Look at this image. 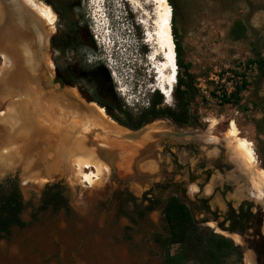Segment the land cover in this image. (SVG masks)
<instances>
[{
	"label": "rangeland",
	"instance_id": "374dc122",
	"mask_svg": "<svg viewBox=\"0 0 264 264\" xmlns=\"http://www.w3.org/2000/svg\"><path fill=\"white\" fill-rule=\"evenodd\" d=\"M38 1L48 6L55 15L52 31L21 1L20 4L31 14L29 20L32 26L46 34L44 60L53 84L89 106L74 88L61 81L57 75L56 67L62 66L63 61L54 52V38L58 31H62L58 16L61 13L66 28L76 24L87 40V36H90L93 41V49L88 42L81 48L85 64L101 65L109 74L115 104L122 108L120 111H109L113 118L108 111L102 109L105 116L119 125L117 121L126 122L127 113L135 116L140 110L147 108L155 90L152 86L155 85L156 78L152 70L155 65L149 66L147 61L151 50L145 42L143 22L148 21L151 26L152 21L147 20L136 6L142 4L144 11L153 18L157 8L155 2ZM171 2V25H174L180 45V59L182 65L190 66L188 74L192 76L190 81L181 71V77L194 88L188 111L189 122L185 126H177L168 118H157L143 127L150 133L172 130L214 137V141L224 146L231 158H234L232 141L226 137L228 126L233 122L239 138L252 144L259 170H264V0ZM2 14L0 4V25ZM236 21H241L247 30L243 40L235 41L230 36V30ZM2 58L0 56V83L5 81L11 70L10 66L3 67ZM249 61H262L263 69L249 65ZM242 81H245V88L235 102L231 95L241 86ZM0 88L3 87L0 85ZM162 98L163 106L175 107L173 96L169 101L163 96ZM8 103V100H0V113H5ZM88 108L94 111V108ZM32 123L34 124L29 122L30 128L26 135H44L38 130L37 122ZM3 133L1 130L0 134ZM173 144L175 143L171 145ZM160 145L156 148V156L148 157L143 162L144 166L150 164L149 167L145 169L142 165L140 169L155 175L156 181L161 179L160 183H163L165 173L156 171L155 162L162 153ZM70 158V172L60 185L64 189L67 206L60 210L52 207L42 210L43 182L32 178V172L16 169L13 177L19 181L23 200L20 219L25 226L13 227L7 234L1 235L0 264H11L13 259H17L18 264H160L163 251L155 243V238H163L167 233L161 210L174 188L157 187L153 196L160 204L149 213L145 210L144 200H140L139 196L148 190L145 183L137 178L129 180L118 166L114 174L109 171L104 173L101 180L90 187L80 177L74 179ZM165 162L169 165L168 154ZM7 169L1 168L0 181L11 176L5 174ZM175 175L176 180H180V173ZM179 194L181 196L182 192L179 191ZM175 252L176 247H172L171 253ZM246 255L245 253L242 257V264H246ZM14 262L15 260L12 264Z\"/></svg>",
	"mask_w": 264,
	"mask_h": 264
},
{
	"label": "bare ground",
	"instance_id": "6f19581e",
	"mask_svg": "<svg viewBox=\"0 0 264 264\" xmlns=\"http://www.w3.org/2000/svg\"><path fill=\"white\" fill-rule=\"evenodd\" d=\"M20 1L39 17L50 31L53 30L56 19L48 6L38 0ZM149 1L155 2L157 6L153 18L150 17L151 14L144 11L142 4H137L136 7L143 12V16L147 20L151 19L152 21V23L150 22L152 27L148 25V21L143 22L146 32L145 42L150 46L151 50L149 54L150 58L147 61L149 62V66L155 65L152 70L154 71L156 79L154 80L155 85H153L152 88L161 93L165 100L169 101L173 95L178 72V68H175L177 66L176 63L175 67L173 65V57L175 56L176 60V53L171 30L172 9L167 0ZM98 12L99 11H96V13ZM2 59V64H4L3 67L7 68L9 66V60L5 56ZM48 67L50 68L51 66L49 65ZM12 69L5 78V91H0V100L9 101L5 113H0L1 116L3 115V117L0 118V131L3 130L4 132L0 134V170L1 168L5 170L7 168L11 169L15 165V167L21 168L25 172L35 170L38 160L40 161L41 157L45 155L43 152V145L45 142L52 145L50 147L51 149H56L57 144H61V146L67 148L68 157L66 158V166L68 167L69 174L70 169L68 160L69 157H71L70 167L73 170V177L75 180L80 177L82 182L89 186L100 181L101 176L104 173H108L109 170L106 165L94 157V150L87 148L90 134H92L93 131L99 132L98 135H93V140L98 142L100 146H105L106 144L113 143V138H118L126 132L110 121L105 116L102 109L96 108L93 105H89L88 107L94 108V111H90L89 113L87 110L83 113L86 117L87 125L85 122H82L80 118L71 120V124L69 125L70 121L67 120V113L69 112L60 106L61 100L65 98H63V94L57 91L48 93V101L43 99L44 94L42 93H40V95L30 94L27 97H17V94H13L9 89V86L12 88L13 84L18 80L14 79L15 73L12 72ZM31 120L32 122H37V127L39 126L38 130L44 135H41V137L32 134L26 135V131L30 128L29 122L32 123ZM228 127L229 129L226 132V137L232 141V153L234 154V158L246 171L247 175H249V187L251 191L261 195L264 192V170H259L258 168L253 146L246 139L242 137L239 138V132L233 122ZM78 128L84 129L86 134L79 137L77 140H69L70 134ZM150 139L151 136L146 135L136 146L117 147L119 150V167L126 173V176L133 175L132 157L137 155L138 149L146 148V146L151 144V142H149ZM54 155L55 158L59 156V154H52L51 151V153H48L44 157L46 160L52 161ZM62 160L61 156V161ZM49 165V169H52L54 166H51V164ZM149 165L150 164L141 166L147 169L146 167H149ZM85 171H89V173ZM41 172L42 170L35 171L31 177L37 178ZM135 173L137 175L133 177H142V175L138 174L140 173L138 170ZM231 239L235 244H240L238 237L231 236ZM14 260V263L18 264V262L16 263L17 259H13V261ZM245 260L246 264H251L248 255L245 256ZM21 264L28 263L22 262Z\"/></svg>",
	"mask_w": 264,
	"mask_h": 264
},
{
	"label": "flooded vegetation",
	"instance_id": "af4514ba",
	"mask_svg": "<svg viewBox=\"0 0 264 264\" xmlns=\"http://www.w3.org/2000/svg\"><path fill=\"white\" fill-rule=\"evenodd\" d=\"M58 16L62 31H58L54 38V52L63 61L61 67H56L59 79L74 88L87 105H96L108 113L119 111L111 95L108 75L94 73L93 67L97 64H85V57L81 54V48L87 44L85 34L76 24H72L71 29L66 28L61 13ZM193 134L184 144L172 146L170 140H165L160 145L162 153L155 162L156 171L165 173L163 183H160L161 179L156 181L155 175L140 169L142 177L137 179L148 187L139 194L140 200L146 204L145 210L151 213L160 204L153 196L157 187L174 188L167 200L176 197L188 209L198 227L230 240L241 257L245 253L248 255L251 264H264V192L259 195L251 191L249 175L224 146L214 141L216 138ZM167 154L169 165L165 162ZM175 173H180V180H176ZM167 200L161 210L163 220ZM231 236L238 237L240 244H235Z\"/></svg>",
	"mask_w": 264,
	"mask_h": 264
},
{
	"label": "trees",
	"instance_id": "16d2710c",
	"mask_svg": "<svg viewBox=\"0 0 264 264\" xmlns=\"http://www.w3.org/2000/svg\"><path fill=\"white\" fill-rule=\"evenodd\" d=\"M172 7L171 0H167ZM173 18L171 19V22ZM73 25L70 26L71 29ZM172 37L176 53V65L178 68L177 81L173 90L175 107H165L162 105L163 98L154 90L146 109H142L138 114H126V122L117 123L131 131H136L144 125L157 118H168L177 126H185L189 122V105L191 103V92L194 88L181 77L183 71L186 79L190 80L188 74L189 65H182L181 49L174 29L171 25ZM246 28L241 21L233 23L230 36L233 40L239 41L246 37ZM89 47L94 48L93 41L87 36ZM249 65H256L263 69L262 61H249ZM94 73L101 72L109 74L107 70L98 65L93 67ZM243 77V76H242ZM110 80V79H109ZM191 81V80H190ZM191 83V82H190ZM111 86V81H109ZM184 87V89H181ZM245 81H242L234 94L231 95L237 102L238 96L244 91ZM113 100L116 99L112 91ZM229 102V101H226ZM122 106L118 105L120 111ZM264 168V167H262ZM67 206V199L64 189L60 185L54 187H44L42 191V210L52 207L60 210ZM23 209V200L20 192L19 181L13 176H7L0 181V238L13 227L22 228L24 223L20 219ZM164 221L167 224L165 237L157 236L155 243L162 249L163 257L160 264H242V257L235 245L228 239L212 233L208 229L198 227L192 220L188 209L176 197L167 200L163 210ZM176 247V252L171 253V248ZM231 261V262H230Z\"/></svg>",
	"mask_w": 264,
	"mask_h": 264
},
{
	"label": "water",
	"instance_id": "95a60500",
	"mask_svg": "<svg viewBox=\"0 0 264 264\" xmlns=\"http://www.w3.org/2000/svg\"><path fill=\"white\" fill-rule=\"evenodd\" d=\"M0 4L3 13V17L1 18L2 23L0 25V56H5L9 60V66L11 69L13 68L12 72L15 73L14 79H18L13 84L12 88L9 86V89L13 94H17V97L28 96L30 94L40 95V93H42L44 94L43 99H46V101L49 100L48 93L57 91L63 94V98H65L61 100L60 106L69 112L67 113V120L70 121L69 125L71 124V120L77 118H80V120L87 125L86 117L83 113L87 110L90 111L88 106L72 97L65 89L52 83L44 60L46 34L36 30L34 26H32L29 20L31 14L24 6L22 7L19 0H0ZM9 72H11V70ZM0 85L3 87L0 88V91H5V81H1ZM33 124L34 123H31V125ZM118 127L126 133L120 135L118 138H113V143L106 144L105 146H100L98 142L93 140V135H98L99 133L93 131V133L90 134L87 148L93 149L94 157L108 167L110 174H114L116 167L119 166V150L117 147L136 146L141 142L144 136L151 135V144L146 146V148L138 149L137 155L132 159L133 175L125 176L129 180L136 179V177H133L137 175L135 172H137V170L140 172L141 164L148 159V157L156 153V148L162 141L170 140L175 144H184L187 142L186 140L188 138L194 135L189 132H175L172 130L150 133L145 127H141L136 131L128 130L122 126ZM85 134L86 132L84 129L78 128L70 134L69 140H77ZM51 146L52 145L44 142V154L47 155L52 151V154H59L58 158H55L54 155L52 161H48L45 159V155H43L41 160H38L36 169L28 171L29 173H35V171L42 170L36 178L43 182L41 184L42 188L59 185L68 175V167L66 166V158L68 157L67 148L61 146V144H57L56 149H51ZM61 156L63 159L62 161ZM49 164H51V166L54 165L52 169H49ZM17 168L18 167L11 168L5 174H11V176H13ZM138 174L141 175V173Z\"/></svg>",
	"mask_w": 264,
	"mask_h": 264
}]
</instances>
